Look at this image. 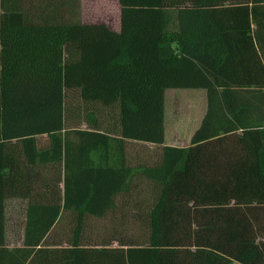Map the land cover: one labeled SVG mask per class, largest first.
<instances>
[{
  "label": "trees",
  "instance_id": "obj_1",
  "mask_svg": "<svg viewBox=\"0 0 264 264\" xmlns=\"http://www.w3.org/2000/svg\"><path fill=\"white\" fill-rule=\"evenodd\" d=\"M118 2L0 0V264H264V0ZM168 89L205 91L187 147Z\"/></svg>",
  "mask_w": 264,
  "mask_h": 264
},
{
  "label": "rangeland",
  "instance_id": "obj_2",
  "mask_svg": "<svg viewBox=\"0 0 264 264\" xmlns=\"http://www.w3.org/2000/svg\"><path fill=\"white\" fill-rule=\"evenodd\" d=\"M106 1V3H105ZM88 11L84 10L83 20L87 23H102L110 29L119 30V17L117 7L111 0H86ZM169 90L165 95V127L167 137L180 135L182 140H187L193 120L201 114L206 105L204 90L179 89ZM193 107V109H192ZM108 112V110H106ZM192 117V120L188 119ZM170 141H172L169 138ZM168 140V141H169ZM171 144H169L170 146ZM176 147H187L188 144H175ZM135 151L145 156L154 151V147H136L129 145L128 151ZM26 201L21 199H10L6 201L5 230L8 243L13 246L19 242L22 236L25 219Z\"/></svg>",
  "mask_w": 264,
  "mask_h": 264
},
{
  "label": "crops",
  "instance_id": "obj_3",
  "mask_svg": "<svg viewBox=\"0 0 264 264\" xmlns=\"http://www.w3.org/2000/svg\"><path fill=\"white\" fill-rule=\"evenodd\" d=\"M27 2L28 1H30V0H26ZM54 1V0H53ZM57 1H60V0H55V2H57ZM84 1L86 2V0H80V4H81V22L83 23V24H93V23H87V22H85L82 18H83V14H84V10L85 11H88V10H86L87 9V7H86V3H84ZM113 3H115V6L117 7V11H118V17H119V29H120V5H119V2H118V0H111ZM105 3H106V1H105ZM111 30H113V29H111ZM113 31H116V30H113ZM119 31V30H118ZM169 90H173L172 92H175L174 90H179V89H168V90H166L165 91V95H166V93L169 91ZM195 91H197V90H195ZM205 92V91H204ZM206 96V95H205ZM206 99V98H205ZM192 109H193V107H192ZM206 109H207V104L205 105V107L203 108V110L201 111V114L200 115H198V117L197 118H195V120H193L194 122H193V124H192V126H191V128H190V133H189V135H187V140H182L183 138H181V136L178 134V135H173V136H171V137H169L172 141H170L169 140V138L167 137V133H166V127H165V144L166 145H169V144H171L170 146H173V145H175V144H188V145H190V142H191V138H192V136H193V134H194V132L198 129V127L200 126V124H201V122H202V120H203V118H204V116H205V114H206ZM189 120L191 119L192 120V117H189L188 118ZM169 140V141H168ZM10 200V199H9ZM8 201V200H7ZM5 210H6V203H5ZM26 211V210H25ZM24 223H25V219H24ZM23 228H24V226H23ZM19 242L17 243V245H13V246H11L9 243H8V240H7V234H6V244H7V246L8 247H10V248H12V247H19V246H21V244H22V240H23V232H22V236L21 237H19L18 239H17Z\"/></svg>",
  "mask_w": 264,
  "mask_h": 264
}]
</instances>
